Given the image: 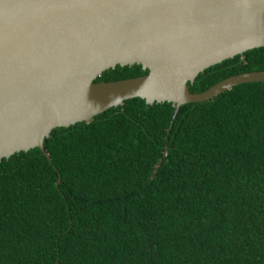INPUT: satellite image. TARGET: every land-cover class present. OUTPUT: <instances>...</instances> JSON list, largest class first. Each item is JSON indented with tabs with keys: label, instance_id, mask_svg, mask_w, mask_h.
Returning <instances> with one entry per match:
<instances>
[{
	"label": "trees",
	"instance_id": "obj_1",
	"mask_svg": "<svg viewBox=\"0 0 264 264\" xmlns=\"http://www.w3.org/2000/svg\"><path fill=\"white\" fill-rule=\"evenodd\" d=\"M256 70L264 46L190 90ZM146 73L118 65L97 81ZM44 148L0 160V264H264V82L176 114L128 99Z\"/></svg>",
	"mask_w": 264,
	"mask_h": 264
},
{
	"label": "water",
	"instance_id": "obj_2",
	"mask_svg": "<svg viewBox=\"0 0 264 264\" xmlns=\"http://www.w3.org/2000/svg\"><path fill=\"white\" fill-rule=\"evenodd\" d=\"M263 46L264 0H0V160L36 147L49 158L54 128L128 99L170 102L176 114L264 82L256 70L190 90L205 69ZM135 64L147 73L97 81Z\"/></svg>",
	"mask_w": 264,
	"mask_h": 264
}]
</instances>
